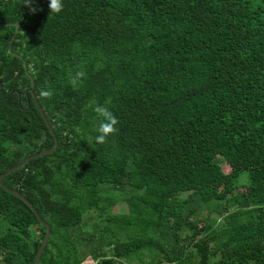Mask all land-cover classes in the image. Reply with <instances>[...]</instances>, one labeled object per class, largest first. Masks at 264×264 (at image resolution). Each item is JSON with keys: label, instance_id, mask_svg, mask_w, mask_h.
Instances as JSON below:
<instances>
[{"label": "trees", "instance_id": "trees-1", "mask_svg": "<svg viewBox=\"0 0 264 264\" xmlns=\"http://www.w3.org/2000/svg\"><path fill=\"white\" fill-rule=\"evenodd\" d=\"M48 2L0 0V177L55 146L31 77L60 143L4 180L51 226L39 264H264V0ZM95 104L119 121L103 145ZM45 236L0 185V264Z\"/></svg>", "mask_w": 264, "mask_h": 264}, {"label": "water", "instance_id": "water-1", "mask_svg": "<svg viewBox=\"0 0 264 264\" xmlns=\"http://www.w3.org/2000/svg\"><path fill=\"white\" fill-rule=\"evenodd\" d=\"M16 27H17V30H16L13 38L11 39L10 45H9V49H10L11 52H12L13 43H14L16 37H17V34L20 31L19 24H16ZM13 54L15 56H17V57L23 58L22 56H20V55H18L16 53H13ZM25 69H26L27 74L31 77V75L29 73V70H28V65H27L26 62H25ZM31 80H32V87L26 91V96H27L28 100L30 101L29 94L30 93L32 94V98H33V100L35 102L36 107L38 108L39 112L41 113V115H42L45 123L47 124L50 132L52 133L53 137L55 138V146L52 149H50V150H44L42 152H39L37 154H34V155L26 158L25 160H23L21 163H19L15 167H13V168L9 169L8 171H6L5 173H3L1 175V177H0V185H1V187L4 190H6L10 194H13L16 197L20 198L22 201H24L32 209V211L34 212V214L38 218L39 222L46 228L45 239H44V241H43V243H42V245H41V247H40V249L38 251L36 260L34 262V264H39V262L41 260V257L43 255V253H44V251H45V249H46V247H47V245H48V243L50 241L51 235H52L51 226L40 216V214L37 211V209L35 208V206L32 204V202L29 199H27L26 196H24L19 191H16L14 189H11V188L7 187L5 185V183H4L5 178L10 176L11 174L15 173L16 171H18L22 167L26 166L28 163H30L33 160H36L38 158H41V157H44V156L51 155V154L55 153L58 150L59 146H60L56 131H55L54 127L52 126V124L50 123L45 110L43 109V107L38 102L37 95H36V89H35V80L32 77H31ZM1 92H2V88L0 89V93ZM13 94H18L20 105H22V94L19 91H13L11 94H9V96H11Z\"/></svg>", "mask_w": 264, "mask_h": 264}, {"label": "clouds", "instance_id": "clouds-1", "mask_svg": "<svg viewBox=\"0 0 264 264\" xmlns=\"http://www.w3.org/2000/svg\"><path fill=\"white\" fill-rule=\"evenodd\" d=\"M32 2L33 0H24V5L25 7L29 8L31 13H35L37 9L32 7ZM48 8L50 10V15L60 13L63 9L62 0H49ZM84 76L85 72L81 69H77L74 72H69L68 83L76 88L81 83ZM39 96L41 98H51L52 91L51 89L41 90L39 92ZM92 111L95 114L96 121L94 129L96 135L93 139L96 144L103 145L107 142V138L109 136L114 135L118 131L116 125L119 123V121L113 112L105 105L95 104V106L92 107Z\"/></svg>", "mask_w": 264, "mask_h": 264}, {"label": "rangeland", "instance_id": "rangeland-1", "mask_svg": "<svg viewBox=\"0 0 264 264\" xmlns=\"http://www.w3.org/2000/svg\"><path fill=\"white\" fill-rule=\"evenodd\" d=\"M17 30V29H16ZM222 164V163H221ZM222 167H223V170L225 171V172H227V171H229V168L228 167H226V165L225 164H222ZM239 183L240 184H244V183H246V177L245 176H242L241 178H240V181H239ZM127 206L124 204V203H122V202H118L117 203V205L115 206V207H113V209H110L109 210V213H123V212H126L127 211ZM93 214L94 212H91V211H89V212H87L86 214ZM212 219L213 220H216V217L213 215L212 216ZM94 223V221L93 220H91L90 222H88V225H92ZM88 228V227H87ZM83 264H95V262L92 260V259H90V258H88Z\"/></svg>", "mask_w": 264, "mask_h": 264}]
</instances>
